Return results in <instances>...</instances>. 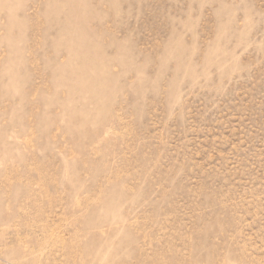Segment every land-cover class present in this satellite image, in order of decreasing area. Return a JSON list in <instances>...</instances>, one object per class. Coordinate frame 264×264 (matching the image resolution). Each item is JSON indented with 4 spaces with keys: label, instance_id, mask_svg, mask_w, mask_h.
I'll list each match as a JSON object with an SVG mask.
<instances>
[{
    "label": "rangeland",
    "instance_id": "rangeland-1",
    "mask_svg": "<svg viewBox=\"0 0 264 264\" xmlns=\"http://www.w3.org/2000/svg\"><path fill=\"white\" fill-rule=\"evenodd\" d=\"M0 264H264V0H0Z\"/></svg>",
    "mask_w": 264,
    "mask_h": 264
},
{
    "label": "bare ground",
    "instance_id": "bare-ground-1",
    "mask_svg": "<svg viewBox=\"0 0 264 264\" xmlns=\"http://www.w3.org/2000/svg\"><path fill=\"white\" fill-rule=\"evenodd\" d=\"M74 32H75V31H74ZM80 60L82 61V63H84V62H85V57L82 56V57L80 58ZM60 67H61V66H60Z\"/></svg>",
    "mask_w": 264,
    "mask_h": 264
}]
</instances>
